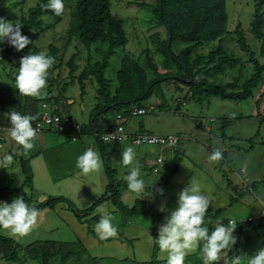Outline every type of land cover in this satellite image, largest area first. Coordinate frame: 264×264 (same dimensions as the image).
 Here are the masks:
<instances>
[{
  "label": "rangeland",
  "instance_id": "rangeland-1",
  "mask_svg": "<svg viewBox=\"0 0 264 264\" xmlns=\"http://www.w3.org/2000/svg\"><path fill=\"white\" fill-rule=\"evenodd\" d=\"M260 1L263 0H226L228 23L223 46L226 48L227 54L232 59H237L238 63L226 67L223 73H215L208 77V83L213 85L235 84L233 89L228 90V92H231L240 90L242 84L253 77V69L248 62V56H245L237 45L235 29L243 33L246 44L253 51L257 61L260 64L264 63L258 51L260 40L251 33L254 6ZM35 3L36 0H0L3 18L9 22H18L21 14L33 7ZM109 3L111 15L123 21L122 26L127 39L124 53L134 59H138L148 80H152L154 76L144 62L145 52L149 53L153 64L158 68V72L164 73L163 57L154 51L155 47L150 40L152 35H160V40L165 39L166 35L162 27H157L151 22L152 16L149 7L154 4V0H109ZM64 4L66 11L60 16L61 19L57 21L58 18L44 16L43 26L40 29L35 28L32 31L34 35L30 38H34V43L39 46L41 52H47L48 44L57 45L60 49L62 46L65 47L62 67L56 73L60 74L59 86L67 84L68 88L62 96L63 98L60 99L62 102L60 101L57 107L59 112H65L66 107L63 104L65 101V104L72 106L69 110L71 118L76 120L77 124L82 125L84 123L85 128H89L87 120L94 104L95 86L93 83L88 84L86 82L85 96L81 104L79 103L80 90L76 84L75 77L86 66L89 58L93 60L98 59L99 56L96 55L94 48H90L88 51L78 43L75 39L76 37L70 36V38L68 36L74 25V0H64ZM72 34L75 35V32H72ZM32 44L29 43L26 48L19 51L14 50L11 57L3 59L2 65H0V85L2 83L8 86L13 85L19 61L32 51ZM7 46H9L7 42L0 44V52L4 51ZM216 46L217 42L211 43L203 47L200 53L206 54L215 49ZM184 48L185 46L176 44L174 52L178 53ZM120 55L121 51H118V54L116 53L110 58V68L107 74L111 77H113L114 71L118 67ZM71 56H76L75 62L78 68L74 79H72L73 83H69L68 68L66 67V63ZM262 77L263 81L252 90L251 97L244 102L222 101L218 98L190 100V94L185 86H180L182 92L179 93L175 90L173 83L162 85L164 101L157 97L150 99L148 103L154 107L155 112L146 116L132 118L128 123L126 132L134 131L141 123V128H145L153 134L177 136L179 143L173 149L176 148L178 151H182L180 154L178 152L176 157L179 169L173 175L171 173L173 163L170 162L169 169L158 176L149 170V163H139L143 179L145 180L146 191L148 188L151 189V193L148 194L145 191V194L139 197V200L149 201L158 212L166 216L170 215L171 211L175 209L177 200L173 199L174 196H172L171 199L173 200H170L171 202L168 201L166 184L159 186L157 184H148L151 181L156 183L155 178L158 177L160 179L164 176L167 179L169 178L171 186L174 185L176 197L180 192L177 191L179 187L184 185L185 188L188 186L189 183L186 182L195 180L200 183L202 190L209 196L210 200L205 215H212L215 211L224 209L218 220L229 221L234 219L240 222V225L242 223L243 226L247 222L253 223L252 221H254L255 217L261 218L264 216V73ZM262 95L261 102L258 106H255L256 101ZM41 97L42 100L45 99L43 95ZM43 102L41 101L34 106H30L28 102H25V109L27 108V110L36 115L41 112L39 107L43 104L51 106ZM161 102L166 104V107L164 110L157 112ZM177 105H179V109H177ZM43 135L46 140L41 145L35 144L34 141V148L26 152L28 155H24L21 150H19L21 153L19 151L16 152L23 160L29 158V166L30 159L34 158L31 156H38L35 160L37 165L33 163L35 172L33 189L36 191L31 193L26 189L29 200H38L41 194L37 191L41 190L40 192L45 194L43 202L49 197H64L69 201L75 200L74 205L77 209H86L102 195L107 183L104 175V163L101 172L98 174H94L87 179H83L78 175L79 170L76 168L77 157L88 148H92L99 154L93 144V139L85 135L76 142H71L66 135ZM73 148L80 151L78 155H75ZM110 148L112 154L109 160V169L114 170L112 176L116 181L126 185L123 177L127 174L128 169L126 166L124 168V165L120 163L122 153L120 148L122 147L111 145ZM151 149L156 150L155 148H134V151L136 154H140ZM216 149L221 150L222 158L219 161H212L209 157ZM167 161L170 160L167 159ZM0 177H2V174H0ZM71 179L88 183L86 184L87 189H89L91 184L98 187L97 189L92 188L87 195H82L75 189L74 191L73 189L69 190L68 187L70 185L67 182L71 183ZM65 180L67 182H64ZM4 182L0 178V189L19 188L23 183V176L19 172L18 178L14 176L7 183ZM76 183H71V185L73 186ZM101 185L102 188H99ZM161 189L163 190L162 194L160 192ZM66 195L69 198L65 197ZM120 201L128 208L134 205L135 198L129 193L126 186L121 191ZM32 203L34 205L37 202ZM161 208H163V211H161ZM45 209L44 212L39 213L32 231L24 237L14 236L10 234L9 230L0 229L1 238H8L17 245L19 257L30 253L31 249L38 245L48 248L51 247L50 242L54 244L56 242H70L69 247H71L77 241L67 224L56 218L54 210ZM111 214L113 215V223H115L117 231L122 233L130 225H135L140 229L147 230L144 232L145 236L147 232L151 234L150 230H152L153 224L149 221L140 218L122 217L118 213ZM247 219H251V221H246ZM123 221H127L126 225H123ZM251 226L252 224H247L245 229H249L247 227ZM137 231L140 236L142 231ZM242 239L237 236L235 244L225 250L221 259L215 264H230L227 258L230 251L233 252L232 260L237 259L236 252L238 245L242 244ZM46 241H48V244H45ZM147 244H145V248L144 246L138 248L140 255L136 256V263L142 264L151 260L164 262L158 259L160 255L158 248L154 255L153 243ZM148 246L150 248L149 254L146 255ZM240 247L247 250L242 251L244 260H240V264H246L248 257L252 256L259 248L264 247V232L260 231L258 236L252 234L248 242L243 243ZM100 251H98L99 254L103 253ZM123 252L124 248L115 253L118 260L126 258V254L124 255ZM127 252L129 253V250ZM69 258L67 257V259ZM67 259L64 260L65 264H74ZM26 264L37 263L27 262ZM184 264H204V256L201 254L197 263L187 261Z\"/></svg>",
  "mask_w": 264,
  "mask_h": 264
},
{
  "label": "trees",
  "instance_id": "trees-1",
  "mask_svg": "<svg viewBox=\"0 0 264 264\" xmlns=\"http://www.w3.org/2000/svg\"><path fill=\"white\" fill-rule=\"evenodd\" d=\"M43 3H47V0H36L35 5L27 9L25 13H22L19 21L14 23L21 26V34L27 36L31 44L33 43V49L28 54L41 52L39 46L34 43V38L30 37L34 35L32 31L35 28L40 29L43 26V17L58 18L57 21L61 19L60 16L53 15L51 10L42 8L41 5ZM149 9L152 16L151 22L157 27H162L166 33L163 40H160V35L157 34L150 37L151 43L155 47L154 51L163 57L162 65L165 69L164 73H159L149 53H144V62L154 76L152 80L147 79L138 59H134L124 53L127 39L122 26L123 21L111 15L109 0H74V25L73 29L69 31L68 36L76 37L75 39L78 43L88 51L90 48H94L99 58L93 60L89 58L86 66L77 77H75V73L78 70L75 62L76 56H71L66 63V67L68 68L69 83H73L72 79L76 78V84L80 90L79 103H83L86 82L88 84L93 83L95 86L94 104L88 114L87 120L90 127L85 128L84 123V125L80 126L82 133L93 139V144L96 146L104 163V175L107 183L102 195L93 204L83 210H78L69 200L63 197H49L43 203L31 205L32 203L27 196L26 189L30 192L33 190L32 172L29 167V159H22L19 161L20 172L23 176L22 185L15 189H0V201L10 203L12 199L20 196L29 206L36 207L39 211L43 208L53 209L57 204L64 203L76 219L86 225V230L91 235H94L92 228L98 222V218L94 215L96 208L104 202H109L122 217L140 218L152 223L151 236L153 240L156 239L159 226L163 225L167 216L158 212L149 201L136 199L131 208L122 204L120 196L121 191L125 188V184L116 181L112 176L114 170L109 169V160L112 154L110 147L111 145H119L105 144L100 141L99 135L112 131L119 125L116 121L117 116H121L125 120H131V113L134 109L147 110L151 106L148 103L150 99L157 97L164 101L161 86L167 83H173L175 90L179 93L182 92L180 86H185L187 92L190 94V100L218 98L222 101L244 102L251 97L252 90L263 81L264 63L260 64L257 61L253 51L246 44L243 33L235 29L237 45L240 51L245 56H248V62L253 69V77L249 81L244 82L240 90L231 92H228V90L233 89L235 84H210L207 82L208 77L215 73H223L226 67L238 63L237 59H232L227 54L228 52L223 46L228 23L226 0H154V4ZM0 17L3 18L1 5ZM253 17L251 33L255 38L260 40L258 51L260 58L264 60V0L254 6ZM72 32H75V35ZM214 42H217L215 49L206 54L200 53L203 47ZM176 44L183 45L185 48L175 53L174 46ZM64 49V46L60 49V47L54 44L47 45V52L45 53L54 58V64L49 70V76L44 89L43 97L45 99L42 100V97L21 96L15 89V82L12 86H8L5 83L0 85V133L9 127L7 118L2 114L15 109L22 114L36 116V120L32 122L33 127H35V123L40 118V113L35 115L27 110V108L25 109V102H28L30 106H34L44 101L43 103L51 105L52 113H61L57 105H59L60 99L63 98L62 96L68 87L67 84L59 86L60 74L56 73V71L59 72L62 67ZM14 50L13 47L7 46L4 51L0 52V65H2L4 58L13 55ZM118 51H121L118 67L114 71L113 77H111L107 74L110 68V58L116 53L118 54ZM262 97L263 95L256 101L255 106L259 105ZM63 104L66 110L62 113L71 117L69 110L72 106L65 104V101ZM160 104L157 112L164 110L166 107V104L163 102ZM151 107L153 110L149 111L146 115L155 112L154 107ZM39 108L41 109V107ZM177 109H179V105H177ZM1 142L3 143V140ZM122 146L127 147L126 145ZM2 151L3 149L0 150V152ZM172 166L171 173L174 172L177 164L173 163ZM152 169H150L151 172ZM223 212L224 209H219L212 215H205L210 230L214 228V224L217 221L225 225L228 223V220H218ZM252 222H247L244 226L240 225V222H237L233 235L236 239L237 236L243 238L242 244L248 242L252 234L258 236L260 231L264 232V216L261 218L255 217ZM126 223L127 221H123V225H126ZM247 224H252V226L247 227L249 229H245V225ZM118 233L121 235V231H118ZM50 244L51 247L48 248L38 245L32 248L30 253L19 257L17 245L8 238L0 237V260H3L5 264H26L27 262L65 264L64 260L70 257L67 260H71L74 264H140L127 259L121 261L96 259L82 248L79 241H76L71 247H69L70 245L58 246L53 242H50ZM242 244L238 245L236 252L237 257L241 261L244 260L242 251H247L240 247ZM156 250L157 246L153 243L154 255ZM232 253L230 251L227 255L230 264L233 261ZM201 254L198 249L192 255L186 256L184 262L197 263ZM142 264H165V261L157 262L151 260Z\"/></svg>",
  "mask_w": 264,
  "mask_h": 264
},
{
  "label": "clouds",
  "instance_id": "clouds-1",
  "mask_svg": "<svg viewBox=\"0 0 264 264\" xmlns=\"http://www.w3.org/2000/svg\"><path fill=\"white\" fill-rule=\"evenodd\" d=\"M41 7L51 10L55 16H61L66 11L64 0H47V3H43ZM20 29L19 24L0 17V44L7 42L17 51L24 49L30 40L21 34ZM53 64L54 58L45 52L22 57L15 72V89L18 94L24 97L44 95L49 70ZM2 115L7 118L9 123L7 133L18 149L25 153L32 150L34 141L38 137L37 128L32 124L36 120V116L22 114L16 110H10ZM128 122L129 120H127ZM83 136L85 135L83 134ZM221 158L220 149L213 151L209 157L212 161H219ZM162 162L163 157H161V165ZM120 163L128 169L123 179L126 181L129 193L138 198L144 195L145 180L132 146L123 149ZM0 164L11 168V174L18 178L20 169L13 154L3 156L0 159ZM102 167L103 161L92 148L86 149L76 159L78 175L83 179L100 173ZM162 191L161 189V194ZM209 203V196L202 190L201 184L195 180H192L178 193L176 207L158 229L156 239L153 240L151 236H148L149 243H154L159 250V260L165 261V264H184L185 257L199 249L204 256V264H215L221 259L225 250L235 244L236 237L233 232L237 227V221L230 219L226 225L217 221L214 228L210 230L208 221L205 219ZM110 210L107 204L99 206L95 210L99 220L94 225V232L101 240L117 235V227L113 223L114 218L111 214L112 210ZM38 215L39 210L29 206L20 196L12 199L10 203L0 201V229L9 230L11 235L24 237L29 234L36 224ZM0 264H4V261L0 260ZM232 264H240L239 258L233 260ZM246 264H264V247L259 248L252 256L248 257Z\"/></svg>",
  "mask_w": 264,
  "mask_h": 264
},
{
  "label": "crops",
  "instance_id": "crops-1",
  "mask_svg": "<svg viewBox=\"0 0 264 264\" xmlns=\"http://www.w3.org/2000/svg\"><path fill=\"white\" fill-rule=\"evenodd\" d=\"M128 123L126 125V129L128 127ZM129 133L130 134L144 133V134H150V135H158V134H153L152 132L147 131L145 128H141V123L138 125V128H136L134 131L129 132ZM2 136H3V151L0 152V158L2 159V157L7 155V154H13L15 156V160L18 163V166H19V161H21L23 158L16 154V152L19 151L18 146L15 145V142L11 140V138L9 137V135L7 133V130H3L2 131ZM38 136L39 137L35 140V144L38 143V144L41 145L46 139H45L43 134H38ZM159 136H161V135H159ZM119 147H122V148H120L121 151H123V149L125 148V146H122V145H119ZM73 150H74L75 155H78L79 152H80V151H78V150H76L74 148H73ZM19 152L21 153V151H19ZM178 152H179V154L182 153L181 150L178 151L175 148V149H172L170 151L169 150L164 151L162 153V154L165 155L166 161H167V159L170 160V161H167L168 165L170 164V162L174 163V164L175 163L177 164V167L175 168V170L173 172V175L175 173H177V171L179 169V163L176 162V157L178 155ZM23 153H24V155H28L25 152H23ZM158 154H159V151L157 149L155 151L153 149H151V150H148V151H144V152H142L140 154H136V160H137L138 163H149L148 167H149V170H150V169L153 168L154 159L157 157ZM31 157H34V158L30 159V166H29V167H31L30 170L32 172V186H33V183H34V180H35V172H34V169H33V166H34L33 163H35L37 165V162L35 160H36V158L38 156H31ZM191 166H192V164H191ZM124 168H125V166H124ZM168 168L169 167L163 168L156 175L160 176V175L164 174V172H166V170H168ZM0 174H2V177H0V178L5 181L4 183H7V181L10 178L15 176L14 174H11V168L5 167L2 164H0ZM155 179H156V183L151 181L148 184H155V185L157 184L158 186L166 184V187H167V190H168L166 192L167 193L166 195L168 196V201L171 202L170 200H173V199L177 200L176 194H174V185H172V186L170 185L169 178L167 179L164 176H162L160 179H158V177L155 178ZM73 180H75V179H71L70 182L71 183H76L77 182L76 184H73L74 187L71 185V183L67 182L66 180L64 182H67V184L70 185L68 187L69 190L73 189V191H74V189H75V190H77L78 193H80L82 195H87V193H89L92 188L97 189V187H98V186H95V185L91 184L89 189H87L88 187L86 186V184H88V183L79 182L77 180L73 181ZM186 183H190V182H186ZM183 184H185V183H183ZM125 186L127 187V185H125ZM99 188H102V185ZM183 189H184V185L182 187H179V189L177 191L181 192ZM34 191H36V190L33 189L31 193H34ZM40 191H37L38 193L41 194L40 198H38V200H33V201L31 200V203L32 202H37V203H34V205L38 204V203H41V202H43L45 200V194H43ZM146 193H148V194L151 193V189L148 188ZM172 196H174L173 199H171ZM65 197L69 198V196H67V195ZM53 198H55V197H53ZM134 198H135V200L139 199V198H137L135 196H134ZM79 199H80V197H79ZM74 201L75 200L71 201V203L73 205H74ZM105 204H107L110 207V209L112 210V211L110 210L111 213H118V211L114 207H112L109 202H104L100 206L105 205ZM32 205H33V203H32ZM175 205H176V203H175ZM45 210L46 209L43 208V209H41L39 211V213L44 212ZM53 210H54V213L56 215V218H59V220L61 219L62 222L67 224V226L69 227V230L75 236L77 241H79V243L82 246V248L84 250H86V252H88L90 256H92V257H94L96 259H113V260H117V261H121V260L127 259L129 261H135L136 262V256L140 255L138 248L140 246L141 247L144 246V248H145V246H146L145 244H147V243L149 244L148 236H151V234H149V232H147V235L145 236L144 232L147 231V230L140 229V228H138L135 225H130L129 227L124 229L123 232L121 233V235L117 231V235L115 237H111V238H108L106 240H101V239H99L98 235L94 232V226L92 228V230L94 232V235H91V234H89L87 232L86 225H84L82 222H79L76 219V217L73 215V213H71L68 210L66 204L59 203L53 208ZM94 215L99 220V216L96 213V211L94 212ZM137 230H141L142 231L140 236H139V233H138ZM46 243H48V241H46ZM56 245H58V246H69L70 242L69 243L56 242ZM122 248H124V252L123 253H124V255L126 254V256H125L126 258L118 260V258L116 257L115 253L117 251H121ZM149 249L150 248L148 246V249L146 251V255L149 254ZM99 250H101L103 253L99 254V252H98ZM127 250H129V253L127 252Z\"/></svg>",
  "mask_w": 264,
  "mask_h": 264
},
{
  "label": "built area",
  "instance_id": "built-area-1",
  "mask_svg": "<svg viewBox=\"0 0 264 264\" xmlns=\"http://www.w3.org/2000/svg\"><path fill=\"white\" fill-rule=\"evenodd\" d=\"M153 110L150 106L145 109H134L131 113L132 118L145 116L149 111ZM39 120L35 123L38 134H59L68 136L71 142H76L81 136H83L81 126L77 124L72 118L66 114L52 113L51 107L47 105L41 106V112ZM121 116L116 117L118 126L112 131H108L99 135L101 142L105 144H118L132 146L133 148H156L159 154L154 160V167L152 172L158 174L163 168L169 167L166 161V157L162 154L165 150L175 147L179 139L176 136L166 135H150V134H129L126 132L127 120ZM106 136H108L106 138ZM2 134L0 133V150L3 148ZM161 157L163 162L161 165ZM167 166V167H166ZM169 169V168H168ZM250 219H248L249 221ZM242 225V223H241Z\"/></svg>",
  "mask_w": 264,
  "mask_h": 264
}]
</instances>
